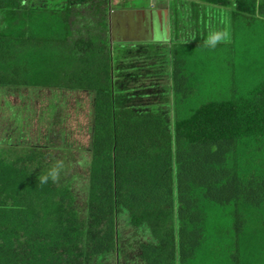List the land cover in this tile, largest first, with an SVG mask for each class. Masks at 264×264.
<instances>
[{
    "label": "trees",
    "instance_id": "trees-1",
    "mask_svg": "<svg viewBox=\"0 0 264 264\" xmlns=\"http://www.w3.org/2000/svg\"><path fill=\"white\" fill-rule=\"evenodd\" d=\"M156 1L171 40L132 0H0V91L92 100L86 173L57 120L0 144V264H264V0Z\"/></svg>",
    "mask_w": 264,
    "mask_h": 264
},
{
    "label": "rangeland",
    "instance_id": "rangeland-1",
    "mask_svg": "<svg viewBox=\"0 0 264 264\" xmlns=\"http://www.w3.org/2000/svg\"><path fill=\"white\" fill-rule=\"evenodd\" d=\"M132 1L135 2V8L139 10L137 15L141 18L143 12L140 11L144 10V7L149 9L147 8L149 7V2L147 0ZM118 2L119 0H114V3L117 4ZM150 14L149 16H151ZM170 23H173L172 18ZM173 28L171 27L174 33ZM140 35L143 37L142 32ZM140 35L137 34V37L140 38ZM161 36V34L157 35L154 40H162ZM149 38H152L151 34ZM150 40L153 41L152 39ZM57 101L62 102L64 106L61 107L62 109L57 110L59 115L53 118L54 116L52 117L49 106L57 103ZM91 112L92 100L84 92L60 93L48 89H24L20 94H7L4 90L0 91V144L4 141H12L23 133L25 135L22 141L28 144L51 145V140H56V134L50 133L49 128L51 122L57 120L58 125L52 129L56 128L57 134L62 129L66 130L68 142L77 156L78 161L76 166L81 173H86V157L83 158V156L85 154L88 155V152L83 154V149L89 147L91 143ZM48 138L50 139L48 140ZM1 146L0 148H2ZM76 187L77 190L82 192L85 189V180L79 179Z\"/></svg>",
    "mask_w": 264,
    "mask_h": 264
},
{
    "label": "crops",
    "instance_id": "crops-1",
    "mask_svg": "<svg viewBox=\"0 0 264 264\" xmlns=\"http://www.w3.org/2000/svg\"><path fill=\"white\" fill-rule=\"evenodd\" d=\"M150 5H151L150 7H147L149 9H146L145 7L144 10L140 11V12H143V14L141 15L140 21L144 22L148 16L149 23L146 25L147 27H150V31H151L150 34L152 36L151 39H155L157 35L161 34L163 37L162 38L163 40H169V39L171 40V33H172L171 32L172 26L170 23L171 22V10H170L168 3L162 4L156 0H151ZM138 12H139L138 8H134V7L133 9L131 8V13L134 16H136ZM150 13H153V14H150ZM149 14L151 16H149ZM137 24L138 23L135 18V20L129 19V23L124 24V26L126 25L127 28L129 27L131 31H134L136 29Z\"/></svg>",
    "mask_w": 264,
    "mask_h": 264
},
{
    "label": "clouds",
    "instance_id": "clouds-1",
    "mask_svg": "<svg viewBox=\"0 0 264 264\" xmlns=\"http://www.w3.org/2000/svg\"><path fill=\"white\" fill-rule=\"evenodd\" d=\"M217 40H218L217 37L212 36V37L209 38V43L212 44V45H215V44L217 43ZM50 175H51V178H52L53 180L56 179V175H57V174H56L55 171L51 172Z\"/></svg>",
    "mask_w": 264,
    "mask_h": 264
}]
</instances>
